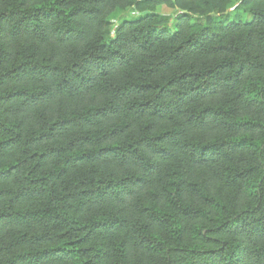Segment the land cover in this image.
Instances as JSON below:
<instances>
[{
    "label": "trees",
    "instance_id": "obj_1",
    "mask_svg": "<svg viewBox=\"0 0 264 264\" xmlns=\"http://www.w3.org/2000/svg\"><path fill=\"white\" fill-rule=\"evenodd\" d=\"M235 1L0 0V264H264V0Z\"/></svg>",
    "mask_w": 264,
    "mask_h": 264
},
{
    "label": "rangeland",
    "instance_id": "obj_2",
    "mask_svg": "<svg viewBox=\"0 0 264 264\" xmlns=\"http://www.w3.org/2000/svg\"><path fill=\"white\" fill-rule=\"evenodd\" d=\"M238 0H236L235 2H237ZM156 11L158 13H160L164 18L169 19L168 23L166 24L168 29H172L173 25L175 23V17L176 14L178 12L177 9H174L166 4H160L156 7ZM145 12L143 11H138V10H128L127 12H125L124 14H122L121 16H119L118 14L114 15L111 17V23H110V30H112V28L114 27V25L116 23H118L119 21H121V18H125V19H132L135 17H138L139 15H143ZM235 12L234 10H229L228 14L225 15L224 17H220L219 19H222L225 22L231 21L233 19L239 18L243 21H246L249 19V16L246 13L240 12L238 17L234 16ZM121 17V18H119Z\"/></svg>",
    "mask_w": 264,
    "mask_h": 264
}]
</instances>
